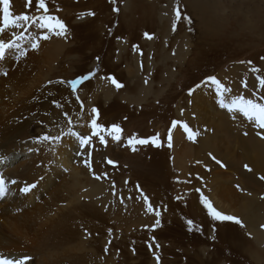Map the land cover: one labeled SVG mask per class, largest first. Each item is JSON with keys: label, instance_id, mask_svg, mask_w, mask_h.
<instances>
[{"label": "rangeland", "instance_id": "rangeland-1", "mask_svg": "<svg viewBox=\"0 0 264 264\" xmlns=\"http://www.w3.org/2000/svg\"><path fill=\"white\" fill-rule=\"evenodd\" d=\"M46 2L49 14L65 23L68 34L66 39L51 35L46 42L41 41L37 50L42 51L39 62L32 68L23 66L18 72L21 79L24 77L27 81L23 89L19 88L23 118L32 120L30 124L26 123L29 126L20 139H27L37 131L41 135L44 119L52 116L57 118L54 121H63L65 111L78 125H75L78 130L83 129L84 135H91L87 125L93 118V107L99 111L98 124L106 129L118 124L123 129L119 142L101 132L106 144H101L96 136L92 137L89 147L93 163L91 180L100 181L109 194L104 209L92 198L89 204L86 203L91 217L75 219L77 227L89 225L83 232L90 237L87 239L91 242L90 264H158L156 257H159V264H221L223 261L264 264V242L259 249L249 247L252 240L247 233L253 234L247 226H244L246 231L234 222L214 221L201 203L203 196L215 207L212 200L215 198L220 201L219 207L229 208L227 215L242 220L235 215L237 209L257 198L258 204L245 208L253 215L264 213V180L260 176L256 179L261 183L249 179L242 157L251 156L252 152L243 151L241 143L251 137L264 144V139L257 135L258 131L264 134V129H258L235 113H218L213 122H202L193 111L194 103L202 105L194 98L197 92L212 97L217 95L216 86L208 82L212 76L231 89L228 92L231 99L237 96L257 99L258 95H264L256 79L257 75L264 76V0H179L180 20L176 19L174 11L177 0H117L115 4L111 0ZM10 4L14 15L25 12L39 15L42 12L36 10V0L31 8L26 7V0H10ZM114 7H119V13L113 11ZM202 11L219 21L218 35L210 40L205 39L198 23L197 13ZM88 12L95 15L89 16ZM185 17L190 18V22ZM145 33L152 39L146 38ZM54 43L57 48L53 47ZM25 48L30 46L25 45ZM248 61L252 63L248 64ZM252 68L261 71L254 73ZM90 73L95 75L79 84L75 93L70 92L69 84L60 83ZM109 76L115 77L124 87L117 90L106 79ZM61 86L68 102L60 98L61 107L57 110L56 104H50L52 98L48 99L56 87ZM25 95L32 103L26 102ZM204 110L198 107L196 113ZM174 121L180 123L176 130L172 129V136L180 129L184 138L189 139L181 126L184 123L198 133L192 142H187L195 144L198 140L200 145L195 146L187 157L179 150L180 143L173 140L172 144L176 145L167 146V134ZM220 123L231 127H220ZM229 128L235 138L229 136L226 139L236 142L219 143L220 136ZM156 134L162 142L159 148L149 143L135 145L136 151H133L128 144L131 137L150 139ZM201 143H207L210 149H202ZM122 145L124 151H118ZM213 156L225 167L217 164ZM109 160L114 163L109 164ZM225 195L232 200L225 201ZM144 196L148 197V203ZM260 206L261 210L258 209ZM156 212L160 213L159 217ZM157 218L161 221L159 226L155 225ZM189 220L193 222L191 231ZM259 229L264 234L262 225L255 232ZM52 232L55 231L47 228L37 237L41 246L51 240ZM83 232L81 230L79 234L81 238ZM49 245L60 249L63 246L57 247L55 241ZM248 247L260 255L259 262L248 257ZM67 250L69 256L80 257L79 249L75 252Z\"/></svg>", "mask_w": 264, "mask_h": 264}, {"label": "bare ground", "instance_id": "bare-ground-1", "mask_svg": "<svg viewBox=\"0 0 264 264\" xmlns=\"http://www.w3.org/2000/svg\"><path fill=\"white\" fill-rule=\"evenodd\" d=\"M0 8H2V5ZM0 17H2V13H0ZM197 19L200 28L203 29L206 40L215 37L217 31L219 32V21L214 17H210L205 11L197 13ZM57 43H54V48ZM40 45H42V42H40ZM26 50H28L27 56L20 60H17L16 58L13 60L12 56H9L5 61L0 62V156L6 157V160L3 163H0V173H3L5 176L9 187L7 196L4 199H0V210L2 211L0 214V253H3L5 257L12 259L30 256L32 259L28 261V264H90L92 260L91 242L87 241L90 237L87 233L84 234L83 232L85 228L89 227V225L87 227L85 225L84 227H77L75 219H89L91 217L90 209L86 208L88 207L89 200L92 198L94 199V202L104 209L109 202V194L106 193V187L101 184L100 181L96 183L91 180L92 169L86 166L89 163L90 165L93 164L91 163V155H89V153L91 154V148L89 149V147H87L81 149L78 141L70 136H65L62 143H49L41 139L44 136V132H46V135H62L63 133L61 132V129L67 131L68 128L66 120L62 119L63 121H54V119L57 118L52 116H50L49 119L43 118L45 126H43V133L41 135L39 134L40 131H37L30 134L27 139H20L21 135H25L26 127L29 126H26V123H29L32 120L29 119L30 121H28V119L23 118L24 109L21 107L20 101L22 98L19 88L23 89V86L27 84V81L24 77L21 79L18 72L23 66L28 69L32 68L35 63H38L40 60L39 52L41 51H33L31 48ZM50 51L53 52V50ZM57 54H59V52ZM45 59L47 58L45 57ZM5 72L7 75L3 74ZM17 74H19V76H17ZM203 91L204 90L201 92ZM226 94H224L226 101H230L231 98H229L228 93ZM66 97L67 95L62 93L61 86L56 87V90L54 93L52 92V95L48 100L52 98L50 104L59 105L60 98L66 101ZM194 98L202 103V105L194 103L195 107L193 106V111L196 114V117H200L202 122H206L207 120L213 122L216 114L229 113L226 108L220 106L221 97L218 94L212 97L206 96L205 93L197 92ZM25 99L27 103H32L31 98H27L26 96ZM69 103L71 104V102ZM73 105L76 106V103ZM198 107H203L205 109L204 112L196 113ZM55 108H57V106ZM77 109L80 111L79 108ZM51 113H53V111ZM235 115L247 121V119L240 113L237 112ZM87 117L89 118V116ZM75 125L77 124H74V126ZM223 126L231 127L228 124L220 123V127ZM74 130L84 134L83 129L81 131L80 129L78 130V127H74ZM179 136H182V139H179ZM229 136L235 138L232 136V130L230 128L229 131L222 133L219 143L226 144L227 142L231 144L236 142H231V140L227 141L226 138H229ZM173 140L174 143L175 141L178 144L180 143L179 150L182 152V155L184 154L186 157L191 151L195 150V146L200 145L198 140L195 144L188 143L187 141H192L185 139L181 134L180 129L173 134ZM241 143L243 151L247 150L249 151L248 153H250V151L252 152L251 156L246 155L248 154L246 152V157H242L243 166L247 164L253 169L252 172L247 171V175L250 177L249 179L251 181L261 183L257 181L256 177L264 176V144L251 137H248V140L241 141ZM201 144L203 145L202 149H210L207 143ZM124 149L125 148L122 145L118 151H124ZM120 155H123V152L120 153ZM179 155L180 154H177V156ZM13 179L17 181L16 184L11 183V180ZM26 184H35L36 187L29 193L25 194L21 189L25 187ZM248 196L249 195H247V197ZM224 199L225 201H228L230 196L225 195ZM256 199L257 198H252L249 201L247 200V204L240 205L235 215L242 218V221L244 222V225L247 226L246 228L249 232L256 236V238H261L260 241H258L261 243L264 242V234L258 232L261 231V229L256 232L255 230L258 229L260 225H264V213L258 212L257 215H253V213L250 214L249 210L245 208L254 206L257 203ZM212 200L217 209L226 212V214L229 212L227 206L224 205L219 207L217 205L220 202L219 200L215 198ZM235 200H237V198ZM236 202L232 203L236 204ZM262 206L264 210V204ZM258 209L261 210V206ZM78 210L79 213H77ZM231 212L233 213V211ZM77 215L78 217H75ZM51 225H53V227H51ZM81 227H83V229ZM47 228H52L55 231L54 234L52 232L53 236L51 235L52 238L49 241L50 244L54 241L55 244L57 243V247L62 244L63 246L61 249L49 245V242L47 241L44 246L40 245L37 237ZM80 228L83 232V234H81L83 238L79 236L81 232ZM65 248L70 251H77L79 249L80 257L76 259L75 257L69 256L68 250V252L62 250ZM250 256L258 261L256 254L250 253Z\"/></svg>", "mask_w": 264, "mask_h": 264}, {"label": "snow or ice", "instance_id": "snow-or-ice-1", "mask_svg": "<svg viewBox=\"0 0 264 264\" xmlns=\"http://www.w3.org/2000/svg\"><path fill=\"white\" fill-rule=\"evenodd\" d=\"M111 2L115 4L117 0H111ZM32 3L33 0H26V7L31 8ZM0 5H2V8H0V13H2V17H0V62L5 61L9 56H14L17 60L26 57L28 53L26 51L25 45L30 46V48L33 51H36L40 48V42L50 39L51 35L64 37L65 39L67 38V34H68L67 26L57 16L49 14V8L47 6L46 0H36V4H35L36 10L38 12L42 10L41 14L39 15H29L27 14V12L23 14L14 15L13 12L10 10L11 8L10 0H0ZM57 11H59V9H57ZM113 11L119 13L120 9L119 7H114ZM174 11H175L176 19L180 20L182 13L179 7V0H177V4ZM87 15L94 16L95 13L88 12ZM185 19H189L190 22V18L185 17ZM33 28L36 29L35 32L31 31V29ZM175 30L176 27L175 25H173V31ZM145 36L148 39H152V36H150L147 33H145ZM262 59H264V57H262ZM241 63L244 62L242 61ZM247 63L251 64L252 62L248 61ZM251 71H253L254 73H259L261 70L259 68H252ZM3 74L7 75L6 72ZM94 75L95 73H90L88 76H82L78 79H74L67 82L60 81V83L69 84L71 87V91L75 93L77 91V86L79 84H81L84 80L90 79ZM106 79H108L111 82V84L115 86L117 90L124 87V84L118 82L116 78L113 76L106 77ZM256 79L258 81L259 89L261 90L262 93H264V76L257 75ZM208 82L216 86V92L221 97L220 106L222 108H226L229 113L238 112L243 117H245L249 122L254 123V125L258 129H264V102H258V101H264V95H258L257 99H250L244 96H237L231 99L230 101H226L224 94L230 92L231 89L221 84V82L215 76L209 77ZM145 83H147V81H145ZM189 94H191V92ZM254 95L256 94L254 93ZM77 99L79 100L78 96ZM57 107H59V105H57ZM81 109H83V103H81ZM91 113L93 114V118L90 120V123L87 125L91 129V135H84L79 131L74 130L75 127L74 121L70 117V115L67 112H65L63 113V117L68 125L67 131L61 129V132L63 133L62 135L61 134H57L55 136L44 135L41 139L49 143H57V142L62 143L65 136H70L78 141L79 147L81 149L91 147L92 137H96V136L99 137L101 144H106L107 141L105 140L104 135H100L101 132H105L108 135H111L113 140L119 141L121 139V133L123 129L118 124H113L110 129H106L102 125L97 123V119L99 117L98 109L95 107L91 108ZM233 118L235 119V115H233ZM178 123L180 122L174 121L172 123L171 129H169L168 131L167 146L169 148L173 146L172 129H175ZM181 126L183 127V130L187 133L188 138L190 140H194L196 135H198V133H194L186 123L181 124ZM245 135H247V133H245ZM257 135L260 136L261 139H264V134H262L261 132L258 131ZM149 143H151L154 147L157 148L161 147L162 144L159 134H156L150 139H137L136 137H131L128 140V144L132 146L133 151H136L135 145H147ZM89 155L91 154L89 153ZM212 159L215 160V162L219 164L221 167H225V165L220 160L216 159V157L213 156ZM5 160L6 157L0 156V163H3ZM108 163L113 164L114 162L112 160H109ZM86 166L91 168L90 163L87 164ZM244 168L248 172L253 171V169L247 164L244 165ZM94 178L97 180L101 179L100 176H94ZM260 179L264 180V176L260 177ZM11 183L16 184L17 181L13 179L11 180ZM35 187H36L35 184H26L25 187L21 189V191L27 194ZM197 191L199 190L197 189ZM8 192H9L8 181L5 179L3 173H0V199H4L7 196ZM141 195H143L142 192ZM144 200L145 203H148L147 196H144ZM201 203L207 209L208 215L214 221H219V222L230 221V222H234L240 227L245 226L241 219L233 215L224 214L221 211L217 210L212 205V203L203 196H201ZM149 211H152L151 206H149ZM155 215L159 217L160 213L156 212ZM160 223H161L160 219L157 218L155 221V225L159 226ZM187 223L189 225V230L191 231L192 230L191 226L193 222L189 220L187 221ZM262 228H264V225H262ZM213 231H215V228L213 229ZM149 247H151V245H149ZM156 247H159V245L157 244ZM105 251H107V249ZM31 259L32 258L30 256L12 259L5 257L3 253H0V264H28V261ZM156 259L159 264V257H156Z\"/></svg>", "mask_w": 264, "mask_h": 264}, {"label": "crops", "instance_id": "crops-1", "mask_svg": "<svg viewBox=\"0 0 264 264\" xmlns=\"http://www.w3.org/2000/svg\"><path fill=\"white\" fill-rule=\"evenodd\" d=\"M244 230H246V228L244 227ZM258 232H260V233H262L261 231H258ZM247 235L249 236V240H252V242H251V245H249V247H252V246H255V248H257V249H259L260 248V246H261V244H262V242L260 243V242H258V241H260V239L261 238H256V236H253V235H249L248 233H247ZM262 236V235H261ZM258 246H259V248H258ZM249 247H248V249H249ZM247 249V250H248ZM250 253L251 254H256V252L255 251H251L250 249H249V252L247 253V255H248V257L250 258V259H252L254 262H259V257H260V255L258 256V255H256L257 256V258H258V261H256L254 258H252L251 256H250ZM221 264H228L227 262H220Z\"/></svg>", "mask_w": 264, "mask_h": 264}]
</instances>
